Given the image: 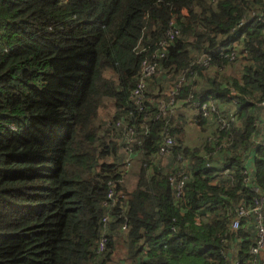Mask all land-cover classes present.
<instances>
[{
    "label": "trees",
    "instance_id": "obj_1",
    "mask_svg": "<svg viewBox=\"0 0 264 264\" xmlns=\"http://www.w3.org/2000/svg\"><path fill=\"white\" fill-rule=\"evenodd\" d=\"M263 101L264 0H0V264H246Z\"/></svg>",
    "mask_w": 264,
    "mask_h": 264
},
{
    "label": "built area",
    "instance_id": "obj_2",
    "mask_svg": "<svg viewBox=\"0 0 264 264\" xmlns=\"http://www.w3.org/2000/svg\"><path fill=\"white\" fill-rule=\"evenodd\" d=\"M170 26L173 27V23L170 24ZM177 32L175 29H171L168 33L169 37L171 38L173 35H176ZM167 43L162 42L159 45V50L152 55V60H144L142 64V77L137 85V87L132 91L130 95V99L134 101L136 104H140V99L142 95V90L145 86V79L151 77L156 73L157 68V59L164 57V51L166 50ZM176 93L172 92L170 94V105L173 104V98ZM191 103V100H190ZM261 105H264V101L261 103ZM215 105L211 102H194L193 108L197 110L196 113H201L203 116H208L211 111L215 108ZM120 125L119 123L117 124ZM128 138L126 139V146L123 149V156H124V168L126 169L129 163L131 162V155L133 153L132 145L135 141V139L132 138L133 132L131 130L128 131L126 134ZM256 144V142H255ZM173 145V140L170 136L165 135L163 137L162 143L159 147L158 154L167 157L170 153V148ZM246 178L244 180L245 185H249V190L258 196L257 200H254L252 205L248 208L240 207L237 210L236 218L232 221L230 230L232 232H236L240 227V221L244 220L248 225L250 224L252 226V232H253V242L252 245L248 249V253L250 258L246 262V264H264V191L259 188L258 185L255 183H250V170L245 171ZM170 185L175 186L176 196L179 197L182 192V188L184 186V181H179L176 184V181L174 178L169 179ZM176 184V185H175ZM115 185H113L107 195V199L111 202V205H114L116 201L119 199V197H122V193L119 192L115 193ZM106 222V218L103 220ZM126 229V226L122 227V230L124 231ZM99 251H102L104 249V240H101L98 244ZM235 257V256H234ZM230 264H240L238 260H233L232 257L230 258Z\"/></svg>",
    "mask_w": 264,
    "mask_h": 264
},
{
    "label": "crops",
    "instance_id": "obj_3",
    "mask_svg": "<svg viewBox=\"0 0 264 264\" xmlns=\"http://www.w3.org/2000/svg\"><path fill=\"white\" fill-rule=\"evenodd\" d=\"M228 74H230V72L228 71L227 72ZM238 76V75H237ZM239 77V76H238ZM165 85V83H163V86ZM220 109L223 111H229V112H233L235 111V107L233 104H223V105H220ZM180 113H181V118L183 117L184 121L187 119L188 123H189V118H193L195 116V111H192L190 110V108H181L180 109ZM186 121V123H187ZM187 123V124H188ZM183 126V124H182ZM166 159V158H165ZM232 252L231 251V255H232ZM235 255V254H234ZM234 255H232L234 257Z\"/></svg>",
    "mask_w": 264,
    "mask_h": 264
},
{
    "label": "rangeland",
    "instance_id": "obj_4",
    "mask_svg": "<svg viewBox=\"0 0 264 264\" xmlns=\"http://www.w3.org/2000/svg\"><path fill=\"white\" fill-rule=\"evenodd\" d=\"M113 112H114V110H113L112 106H110L109 104H106L99 110V116L101 118H106L108 115H110V113H113ZM179 115H181V113H179ZM119 256H120V254H119Z\"/></svg>",
    "mask_w": 264,
    "mask_h": 264
}]
</instances>
